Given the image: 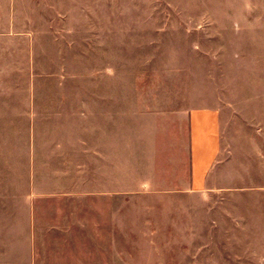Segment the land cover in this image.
Wrapping results in <instances>:
<instances>
[{"label":"crops","instance_id":"0c3cea01","mask_svg":"<svg viewBox=\"0 0 264 264\" xmlns=\"http://www.w3.org/2000/svg\"><path fill=\"white\" fill-rule=\"evenodd\" d=\"M66 2L0 0V121L23 120L26 135V172L0 177V216L19 217L26 234L11 246L31 250L0 264H169L166 255L216 249L115 247L113 183L123 195L192 194L207 204L206 192L242 190L245 166L249 199L263 202L264 94L245 97L242 108L219 100L188 108L160 100L156 88L40 93L41 77L54 75L40 65L64 52L51 8ZM84 226L96 249L78 248ZM48 232L52 244L76 250L37 253Z\"/></svg>","mask_w":264,"mask_h":264},{"label":"rangeland","instance_id":"374dc122","mask_svg":"<svg viewBox=\"0 0 264 264\" xmlns=\"http://www.w3.org/2000/svg\"><path fill=\"white\" fill-rule=\"evenodd\" d=\"M51 9L64 52L40 65L54 74L41 77L40 93L156 88L160 100L188 108L217 100L242 108L245 97L264 94V0H67ZM23 127L0 121V177L26 172ZM240 184L206 192L202 204L192 194L123 195L113 183L115 247L209 242L216 249L166 255L175 259L169 264H264V200L251 203L245 166ZM84 233L78 248L96 249L89 227ZM24 234L18 216H0V257L31 253L11 246ZM48 235L37 253L76 250Z\"/></svg>","mask_w":264,"mask_h":264}]
</instances>
